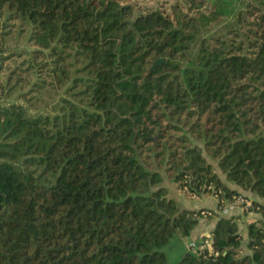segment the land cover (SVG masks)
<instances>
[{
    "label": "trees",
    "instance_id": "16d2710c",
    "mask_svg": "<svg viewBox=\"0 0 264 264\" xmlns=\"http://www.w3.org/2000/svg\"><path fill=\"white\" fill-rule=\"evenodd\" d=\"M188 6L0 0L4 28L36 47L20 65L63 89L50 112L0 106V264H167L163 249L200 219L215 221L211 251L179 264H264V204L244 240L233 217L163 185L218 207L264 201V0Z\"/></svg>",
    "mask_w": 264,
    "mask_h": 264
},
{
    "label": "rangeland",
    "instance_id": "374dc122",
    "mask_svg": "<svg viewBox=\"0 0 264 264\" xmlns=\"http://www.w3.org/2000/svg\"><path fill=\"white\" fill-rule=\"evenodd\" d=\"M137 1L143 8L161 9L170 13L171 16L173 15L172 7L181 5L184 7V10H187L189 7V0H134L136 3ZM188 13L196 14L194 9L189 10ZM3 21L4 19H0V83L5 87V91H3L4 93L0 98V106L16 103L30 107L31 113L50 112L55 106L56 101L61 97L63 89L60 88V84L56 80L52 82L53 78L50 73L46 71L39 72L35 68L30 69L29 63L20 65L22 61L29 58V55L23 54L25 53L24 51L31 53L36 50V47H33L30 42H27L26 37L18 32L16 25H14V28L5 29L2 23ZM224 22L221 21L214 25L211 29V35L223 34ZM11 25L9 24V26ZM12 71L14 73H12L11 79L8 81L9 74ZM18 79L19 81L15 84V81ZM12 85L14 87L11 91H8V88ZM38 85L42 88L39 89ZM214 168L216 174L224 181V176L219 169L216 166ZM163 185L169 188V196L173 197L185 208H189L187 205L192 207L198 205L196 204L198 201L195 197L196 195L190 200L191 195L184 190L178 189L174 181L165 175H163ZM205 197L208 198L209 196ZM211 211L214 213L216 210L211 209ZM234 212L230 213L229 216L235 219L243 238L246 236L247 225L259 221L262 217L259 211L240 213V215H235ZM243 216H245L244 219L242 218ZM205 231L209 232V227ZM245 243L243 241V253L246 252L244 250ZM188 245L189 242H185L179 236H174L163 249L167 264H179L184 253L188 251L186 248Z\"/></svg>",
    "mask_w": 264,
    "mask_h": 264
},
{
    "label": "built area",
    "instance_id": "2783aa9c",
    "mask_svg": "<svg viewBox=\"0 0 264 264\" xmlns=\"http://www.w3.org/2000/svg\"><path fill=\"white\" fill-rule=\"evenodd\" d=\"M218 202V201H217ZM259 206L255 205L254 201L251 198L244 197L242 195L233 197L230 201H225L222 207H216V213L229 218V214L233 211H238L240 213H251L254 211H258ZM205 214L209 215L210 212H205ZM200 244L196 245L194 242H190L188 246H186L187 250L194 252L195 250L202 251L207 249L211 251V235L206 234L200 237Z\"/></svg>",
    "mask_w": 264,
    "mask_h": 264
},
{
    "label": "crops",
    "instance_id": "0c3cea01",
    "mask_svg": "<svg viewBox=\"0 0 264 264\" xmlns=\"http://www.w3.org/2000/svg\"><path fill=\"white\" fill-rule=\"evenodd\" d=\"M227 186L233 188V189H236L235 186L229 184V183H226ZM194 197V195H191V198L190 200ZM196 199L198 200L196 204V206H190V205H187L189 207V209H192V210H198V209H216L217 207V202H216V199L212 196H209L208 198L205 197V196H195ZM249 198H251L253 201L255 202H258V203H261V204H264V201H261L259 199H257L256 197L252 196H248ZM207 198V199H206ZM192 202H196V201H192ZM235 215H240V212L238 211H235L234 212ZM243 219L245 218V216L242 217ZM214 224H215V221L213 219L211 220H206V219H200L199 220V223L198 225L196 226V228L194 229V231L192 232L191 236H190V240H185V242H193L197 239H199L202 235L204 234H207V232L205 231L206 229H208L209 227V232L208 234L211 235V231L212 229L214 228ZM244 239H245V236H244Z\"/></svg>",
    "mask_w": 264,
    "mask_h": 264
},
{
    "label": "water",
    "instance_id": "95a60500",
    "mask_svg": "<svg viewBox=\"0 0 264 264\" xmlns=\"http://www.w3.org/2000/svg\"><path fill=\"white\" fill-rule=\"evenodd\" d=\"M162 63H164V59H157L156 61H154L153 64L149 67V69L143 74V76L149 75L152 71L155 70L157 66L161 65Z\"/></svg>",
    "mask_w": 264,
    "mask_h": 264
}]
</instances>
